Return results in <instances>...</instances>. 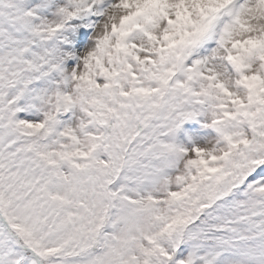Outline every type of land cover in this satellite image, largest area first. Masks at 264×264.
I'll list each match as a JSON object with an SVG mask.
<instances>
[{"label":"snow or ice","instance_id":"obj_1","mask_svg":"<svg viewBox=\"0 0 264 264\" xmlns=\"http://www.w3.org/2000/svg\"><path fill=\"white\" fill-rule=\"evenodd\" d=\"M0 264H264V0H0Z\"/></svg>","mask_w":264,"mask_h":264}]
</instances>
